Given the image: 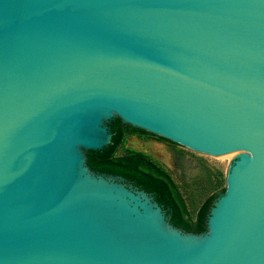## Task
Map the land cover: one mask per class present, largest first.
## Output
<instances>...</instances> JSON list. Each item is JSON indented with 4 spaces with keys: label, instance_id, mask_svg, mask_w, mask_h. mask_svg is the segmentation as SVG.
Wrapping results in <instances>:
<instances>
[{
    "label": "water",
    "instance_id": "1",
    "mask_svg": "<svg viewBox=\"0 0 264 264\" xmlns=\"http://www.w3.org/2000/svg\"><path fill=\"white\" fill-rule=\"evenodd\" d=\"M116 119L240 152L205 232L90 168ZM0 264H264V0H0Z\"/></svg>",
    "mask_w": 264,
    "mask_h": 264
},
{
    "label": "trees",
    "instance_id": "2",
    "mask_svg": "<svg viewBox=\"0 0 264 264\" xmlns=\"http://www.w3.org/2000/svg\"><path fill=\"white\" fill-rule=\"evenodd\" d=\"M113 133V142L103 151H90L88 165L100 174L121 176L136 183L139 188L155 196L160 205L170 207L171 223L185 232L201 234L206 231V221L210 209L217 198L224 194L223 182L213 188L210 196L200 207L195 217L188 211L187 205L177 185L170 175L145 154L127 150L118 155L126 135H150L146 132L125 126L119 119L109 124Z\"/></svg>",
    "mask_w": 264,
    "mask_h": 264
},
{
    "label": "rangeland",
    "instance_id": "3",
    "mask_svg": "<svg viewBox=\"0 0 264 264\" xmlns=\"http://www.w3.org/2000/svg\"><path fill=\"white\" fill-rule=\"evenodd\" d=\"M136 150L162 167L177 185L188 211L195 217L202 204L212 196L213 188L223 182L231 162L240 152L221 157L196 153L153 135H126L118 155Z\"/></svg>",
    "mask_w": 264,
    "mask_h": 264
},
{
    "label": "flooded vegetation",
    "instance_id": "4",
    "mask_svg": "<svg viewBox=\"0 0 264 264\" xmlns=\"http://www.w3.org/2000/svg\"><path fill=\"white\" fill-rule=\"evenodd\" d=\"M134 135H137V134H134ZM130 150H132V151H136V150H133V149H130ZM136 152H138V151H136ZM139 153H141V152H139ZM142 154H144V153H142ZM146 155V154H145ZM147 156V155H146ZM147 157H149V156H147ZM150 158V157H149ZM150 160H152L151 158H150ZM152 162H154L153 160H152ZM155 163V162H154ZM102 175H105V176H112V175H106V174H102ZM114 177H117V176H114ZM124 178V177H123ZM126 179V182L128 183V184H131V185H133V187L134 188H136V189H138V190H143V189H141V188H139V186L136 184V183H134L133 181H130L129 179H127V178H125ZM143 191H145V190H143ZM148 193V192H147ZM151 196H153L154 198H155V196L153 195V194H151V193H149ZM155 200H156V198H155ZM157 201V200H156ZM160 205V204H159ZM162 207H163V209L165 210V212H166V214L169 216V218L171 217V214H168L169 212H170V207L168 206H165V205H161Z\"/></svg>",
    "mask_w": 264,
    "mask_h": 264
}]
</instances>
